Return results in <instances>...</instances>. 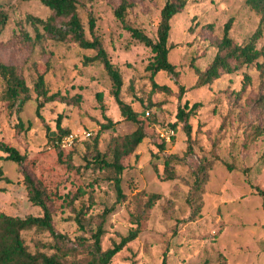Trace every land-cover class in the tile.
Segmentation results:
<instances>
[{
  "label": "rangeland",
  "instance_id": "rangeland-1",
  "mask_svg": "<svg viewBox=\"0 0 264 264\" xmlns=\"http://www.w3.org/2000/svg\"><path fill=\"white\" fill-rule=\"evenodd\" d=\"M122 1L128 3L126 20L156 39L165 0H80L78 8L88 37L89 16L95 17L96 31L122 72V97L140 118L150 122L147 136L123 159L122 187L127 198L118 203L111 171L89 161L93 141L98 136L99 149L112 160L113 139L132 133L138 124L121 115L102 63H84L85 56L95 51L83 49L74 41L54 40L42 25L29 19H45L51 14L42 0H0V11L7 14L6 24L0 28V62L16 65L30 86L36 76L35 66L49 62L47 85L67 100L46 103L41 109L42 121L36 114L34 90L32 99H20L11 106L4 98L5 83L0 76V139L36 161L31 165L0 160V187L4 188L0 190V213L22 217L43 213L29 200L23 181V172H28L41 177L56 196L54 224L65 236L63 244L67 247H76L80 237L91 236L106 207L116 208L104 220L103 248L136 225L135 215L141 217L138 237L109 264H162L164 258L166 264H217L221 260L227 264H264V207L257 189L264 190L263 58L199 88L193 87L196 75L192 67H208L229 18H233L232 38L243 43L257 28L260 15L245 0H188L172 18L169 36V58L179 74L161 71L156 80L168 89L160 90L153 89L146 70L151 49L132 38L114 14ZM37 31L42 36L37 37ZM263 45L264 24L257 41L259 48ZM186 101L190 105L201 103L190 117L191 154L186 153L183 123L176 122L178 108ZM104 114L118 121L114 127L102 129L107 122ZM59 115L69 131L92 132L76 142L71 157L65 150L62 159L58 157L59 146L49 138L57 132ZM174 122V140L160 149L158 130ZM170 155L178 157L170 162L173 178H166L165 161ZM204 157L212 166L202 188L200 214L190 219L192 207L187 198L194 170ZM151 197L154 203L149 207ZM23 236L31 251L53 252L49 232L33 228ZM83 256L81 253L69 264H82Z\"/></svg>",
  "mask_w": 264,
  "mask_h": 264
},
{
  "label": "trees",
  "instance_id": "trees-1",
  "mask_svg": "<svg viewBox=\"0 0 264 264\" xmlns=\"http://www.w3.org/2000/svg\"><path fill=\"white\" fill-rule=\"evenodd\" d=\"M47 5L51 14L43 19L29 16V19L42 25L48 36L57 41H74L83 49H91L95 51L92 56H85L84 63L89 64L98 60L102 63L108 77L111 81L110 93L117 104L121 115L130 121L138 124L136 130L132 133L117 136L113 139L112 149L110 150L112 160H108L105 152H102L98 147V136L93 141V156L92 160L101 168L109 169L112 173V180L114 181L115 190L117 192L118 203L124 201L127 195L123 191L122 179L123 172L126 165L123 159L130 156L147 136L146 128L149 126V121L139 117V113L133 109L132 105L122 97V90L124 85L123 75L119 67H117L110 58V55L104 46L102 38L96 31L95 17L89 16V32L91 37L87 36L86 29L83 25L82 19L79 15L80 0H42ZM188 3V0H165L164 5L160 11V19L157 26V37L153 39L142 28L129 23L126 20V10L128 3L122 1L114 10V14L119 19L132 38L144 44L152 51V56L146 65V70L149 72V79L151 80L153 89L167 90V85L159 84L156 76L164 71L172 75H178L176 65L170 60L169 53L172 46L169 44V36L171 30V20L179 13ZM245 4L260 15V20L257 28L249 35L243 43L235 42L230 31L232 28L233 18H229L223 25V33L218 43V51L210 62L208 67L200 69L193 64V69L196 75V82L194 88H199L204 85L212 83L215 79L221 77L224 73H232L245 65H249L257 61L260 57L263 58L264 66V45L257 46V41L262 34V27L264 24V0H245ZM60 21V23H59ZM7 22V14L0 11V28ZM35 23V26L37 25ZM42 36L37 31V37ZM50 69V63L37 64L35 66L36 76L30 86L23 73L16 65L6 64L0 62V76L4 80L5 90L4 98L10 102L11 106L21 99L26 102L32 99L31 90L36 94V114L45 121L41 113V109L46 103L52 101L66 102V98L60 92H51L46 82V74ZM99 98H102V92L98 93ZM201 106L200 102L189 104L188 101L184 106H180L177 111L176 122L183 123V130L186 133L188 147L187 154L192 153V125L190 124V117L195 110ZM149 111V110H148ZM151 112L149 111L150 117ZM107 122L102 124V129H110L116 125L117 120L106 116ZM154 119V115L152 117ZM176 122L170 127L175 129L176 136ZM19 123H22L19 121ZM57 132L54 136H49L53 141L57 138L71 132L62 126V115H59L56 121ZM48 130L47 133H49ZM166 142L159 143L160 149L165 147ZM76 143L70 148H59V159H62L65 150H69L68 154L71 157L72 149ZM0 151L4 154L0 155V160L5 159L17 164L28 163L34 165L36 161L29 159L28 154L22 152L16 145L0 139ZM169 159L165 161L166 178H173V171L170 170V162L174 160L176 155L168 156ZM66 161V160H63ZM91 163V162H90ZM71 165V161L69 164ZM212 166L211 160L204 157L199 163L196 170H194V181L190 187L187 201L192 207L190 219L200 214L201 208V193L204 183L208 180V172ZM0 175H3V170L0 166ZM23 181L28 190L29 200L39 206L43 213L40 215L28 214L26 216L10 215L4 212L0 213V264H69V262L77 261L78 255L84 254V261L82 264H109L114 256L121 251L128 243L134 241L141 230V217L135 215L133 217L134 227L125 235L120 236L119 240H115L110 247L103 248L102 239L105 234L104 220L108 213L112 212L116 207L112 205L106 207L101 214L102 220L98 223L97 228L91 233L90 237H80L76 247H67L64 243L65 236L56 230L53 218L52 207L56 196L48 189L46 183L41 177H34L28 172H23ZM9 181V178H5ZM259 194L263 199L264 207V190L257 188ZM0 190L4 188L0 187ZM154 197V196H152ZM147 202V206L151 207L154 203V198ZM35 228L39 231H47L53 238V252L48 254L44 251H31L23 236V232ZM135 264V263H134ZM162 264H166V258L163 259ZM217 264H227L225 260H221Z\"/></svg>",
  "mask_w": 264,
  "mask_h": 264
},
{
  "label": "built area",
  "instance_id": "built-area-1",
  "mask_svg": "<svg viewBox=\"0 0 264 264\" xmlns=\"http://www.w3.org/2000/svg\"><path fill=\"white\" fill-rule=\"evenodd\" d=\"M149 115V111H146ZM92 132L84 130L82 133L71 131L55 140L56 144L62 148H70L76 142L88 138ZM160 141L170 142L175 135V129L172 127L162 128L158 130Z\"/></svg>",
  "mask_w": 264,
  "mask_h": 264
}]
</instances>
